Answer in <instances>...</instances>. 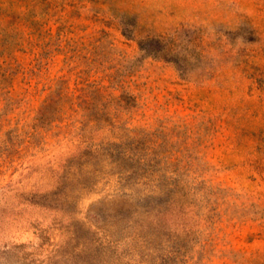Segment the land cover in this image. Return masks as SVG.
<instances>
[{"label":"rangeland","instance_id":"374dc122","mask_svg":"<svg viewBox=\"0 0 264 264\" xmlns=\"http://www.w3.org/2000/svg\"><path fill=\"white\" fill-rule=\"evenodd\" d=\"M0 264H264V0H0Z\"/></svg>","mask_w":264,"mask_h":264}]
</instances>
